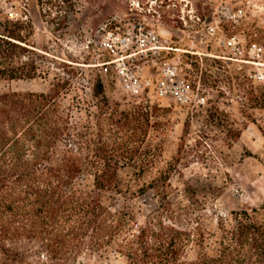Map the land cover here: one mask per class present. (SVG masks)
Listing matches in <instances>:
<instances>
[{
	"label": "trees",
	"instance_id": "trees-1",
	"mask_svg": "<svg viewBox=\"0 0 264 264\" xmlns=\"http://www.w3.org/2000/svg\"><path fill=\"white\" fill-rule=\"evenodd\" d=\"M31 29L5 19L0 80L38 75ZM84 83L88 98L66 100L73 79L58 74L47 92H0V264H72L87 253L117 254L125 264H264V200L213 218L189 185L174 197L170 169L182 148L169 168L152 173L162 152L156 136L167 125L158 108L121 109L100 75ZM248 101L264 109V84H250ZM206 111L231 147L243 127L222 124L228 115L216 105ZM125 167L138 172L135 184H122ZM147 191L158 205L141 223L114 204L113 195ZM23 241L43 259L31 263L10 247Z\"/></svg>",
	"mask_w": 264,
	"mask_h": 264
},
{
	"label": "rangeland",
	"instance_id": "rangeland-1",
	"mask_svg": "<svg viewBox=\"0 0 264 264\" xmlns=\"http://www.w3.org/2000/svg\"><path fill=\"white\" fill-rule=\"evenodd\" d=\"M6 18L31 25L39 71L33 79L0 80V92H47L58 74L73 79L66 100L88 98L80 84L100 75L106 97L121 109L148 103L167 121L156 136L162 152L152 173L169 168L182 148L170 169L174 197L189 185L213 218L264 200V109L248 107L250 84H264V0H0V33ZM71 68H78L75 76ZM134 78L140 87L132 89ZM147 79L151 85L143 88ZM182 83L184 104L177 97ZM212 105L227 113L222 124L243 127L231 147L207 117ZM137 174L130 167L119 172L124 186L135 184ZM113 196L116 208L138 223L158 205L152 191ZM10 247L31 263L43 259L34 243ZM72 264L125 259L87 253Z\"/></svg>",
	"mask_w": 264,
	"mask_h": 264
},
{
	"label": "built area",
	"instance_id": "built-area-1",
	"mask_svg": "<svg viewBox=\"0 0 264 264\" xmlns=\"http://www.w3.org/2000/svg\"><path fill=\"white\" fill-rule=\"evenodd\" d=\"M150 85H151V81L149 79L143 82V88L149 87ZM128 86L134 89L135 87H140V82L138 81L137 78H134L133 81H131L128 84ZM177 97L182 104L187 103L189 95H188V87L185 84L182 83L181 90L177 92Z\"/></svg>",
	"mask_w": 264,
	"mask_h": 264
}]
</instances>
